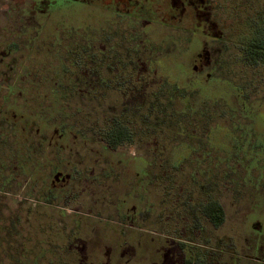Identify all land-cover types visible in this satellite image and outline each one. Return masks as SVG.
Wrapping results in <instances>:
<instances>
[{"label": "rangeland", "instance_id": "1", "mask_svg": "<svg viewBox=\"0 0 264 264\" xmlns=\"http://www.w3.org/2000/svg\"><path fill=\"white\" fill-rule=\"evenodd\" d=\"M138 1L136 7L128 11V13L133 12V20L114 14L113 7L125 13L126 0H42L41 2L40 0H0V110L10 120L12 117L8 114V107L21 109L20 112L25 117L18 127L21 129L25 126L24 134L29 137L38 136L37 128L41 132L47 128L52 129L55 124L70 126L74 131L85 135L100 136L96 126L101 116L98 117V112L92 110L93 107L97 108L100 105L98 95L84 96L75 93L73 89L70 90L71 86L67 85L65 77L61 80L63 87L65 85L67 87L62 93L65 96H61L57 103L51 99V89L54 87V78L58 72L76 71L81 66L82 60L78 52H74L75 50L85 46L83 49L100 51L101 43L106 46L112 45L107 48L110 54H115L122 61L130 60L132 57L137 62V70L145 72V80L151 83L153 100L161 106L157 110L161 108L164 110V112L157 111L156 116L153 115V123L156 126L160 125L158 120L162 117L164 121L162 126L172 130L174 137L162 138L163 133L159 129L158 132L161 134H154L152 137V149L143 142L140 144L124 142L114 149L110 148L114 151L117 149L118 153L134 150L152 152L153 182L150 190L154 216H158L163 201L173 199L172 197L167 199L164 192L165 180L162 171L165 163L161 159L163 154L172 151V145L178 142L188 140L191 144L196 143L201 149L208 148L210 142L216 146L215 149H210L208 155L210 165L206 160H201L198 164L203 168L210 166L215 172L217 199L224 206L223 220L216 226V258L218 262L226 264H264V242H259L264 240V231L252 228V223L259 218L261 229H264V139L258 134L252 136L249 125L256 123L253 120L258 116L257 106L264 104V60L252 64L243 61L240 47L232 40L238 35V29H226L223 25L224 30L218 32L222 38L214 43L213 48L215 55H220L221 59L216 73L210 78L211 80H208L213 86H200L188 73L186 61L193 48L195 49L194 38L200 28L192 27L183 31L182 28L187 29L191 26V18L178 21L173 16H166L161 12L163 0H154L152 5L148 0ZM151 7L154 13L149 12ZM140 8L142 11L138 10ZM217 17L219 23L222 20L231 23L228 16L217 15ZM163 19L169 21L170 26L164 27L167 25ZM108 23L111 24L107 27ZM104 28L106 29L100 32ZM88 42L92 44L87 46ZM133 47L135 52H128ZM6 49L12 51L10 55L2 53ZM144 67L148 70L146 71ZM259 77L263 78L258 79ZM7 84L10 85L9 93L6 92ZM231 86L240 90V97L233 95ZM201 87L203 88L200 89ZM208 95L212 99L207 98ZM115 97L114 93H109L106 100L113 103ZM239 99H244L246 105L254 109L252 112H245L247 119L245 121L249 123L241 125L242 132L240 131L241 135L238 136L240 139H222L220 136L224 137V133L219 132L216 123L220 127H227L231 121L224 103L228 101L232 105L241 107L242 104L237 103ZM212 103L217 105L213 106ZM200 104L208 107L201 121L196 123L199 119L198 114L191 110ZM167 107L169 111L165 112ZM234 115L236 120L243 121L238 113ZM156 117H159L158 120L155 119ZM2 132L9 139L17 135L5 123H2ZM161 139L165 142L161 143ZM169 139L175 140L169 141ZM231 140H233L232 149L222 148L221 144ZM102 145L105 144L97 141L73 145V153H84L86 159H73L78 171L71 183V199L64 206L66 215L72 219H59L54 224H46L45 221H48L50 216L61 214L55 212L57 210L52 207L44 206L43 203L38 207L33 205L34 192L27 186L31 184L28 175L16 173L9 176V188L5 193L0 192V223L3 222L1 218L15 214L30 219L28 222L16 224V227H19V234H16L17 230L10 225L13 227L12 238L4 240L5 232L1 233L0 248L5 244L7 245L5 248L11 251L19 247L27 249L49 247L60 253L62 258L64 250L71 248L73 264H88L85 252L87 249L100 248V231L103 230L108 237L114 233L113 224L111 228H108L110 224L103 228L100 223H87L88 219H81L82 223L75 219L80 214L92 217L100 215V202L95 201V198L107 190L104 189L107 187L106 181L102 183L100 180L98 185L92 178L88 181L82 178L81 173L86 165H90V175H98L99 169L101 174L102 167L105 166L104 160L91 158H94L93 153L103 152ZM179 149L169 154L167 158L169 163H176L179 155H183L185 148L182 146ZM83 155L80 154V157H84ZM200 158L201 152H193L187 160L180 163L178 168L181 171L175 172L176 175L170 178L176 181L177 189L191 183L189 173L197 167L195 159L200 160ZM119 169H122V166H119ZM120 173L121 180L111 183L112 192H108L110 201H115L117 195H122L127 189V185H124L122 180L125 172L120 171ZM125 177L129 179L130 176ZM195 178L202 181L203 177L196 175ZM47 180L48 178L43 183H47ZM75 211H78V214H75ZM34 217L43 218L44 220H40L44 222L41 226H51V229L40 232L41 226L35 223ZM149 226L155 230V226L162 229L163 224L156 219ZM166 226L177 229L178 224L169 223ZM68 232L73 234L70 236L71 240ZM182 238L184 242L170 240L167 245L170 260H174V264H178V261L182 262L183 257L179 249L186 250L192 246L189 244L192 239ZM70 242L73 243L71 246L68 244ZM260 243L263 249L260 248ZM27 258L31 262L32 256ZM195 258L189 256L184 264H192ZM4 262L8 263L7 259Z\"/></svg>", "mask_w": 264, "mask_h": 264}, {"label": "flooded vegetation", "instance_id": "2", "mask_svg": "<svg viewBox=\"0 0 264 264\" xmlns=\"http://www.w3.org/2000/svg\"><path fill=\"white\" fill-rule=\"evenodd\" d=\"M137 1L126 0L125 13L120 12L117 7H110H113L115 16L133 19V12L128 13V11L136 7ZM148 1L152 5L154 0ZM163 1L161 12L166 14V16H173L178 21H184L187 17L191 18V26L187 29L182 28L183 31L192 27L200 28L194 38L196 42L195 49L193 48L186 60L188 63L187 71L198 85L213 86L208 80H211L210 78L214 76L216 69L221 64L220 55L216 56L213 48L214 43H217V40L222 38L218 32L224 30L223 25L226 29H238V35L232 40L240 47L243 61L249 64L259 61L263 62L264 0ZM138 10L142 11L141 8ZM149 10L151 12L152 7ZM217 15L228 16L231 19V23L226 22V20H222L219 23ZM110 24L108 23L107 27ZM165 24L167 26L164 27L170 26L169 21H165ZM105 29L100 30V32ZM89 44L92 43L88 42L87 46ZM108 46L101 43L100 51H94L93 49L90 51V48L83 49L85 46H81L80 50H75L74 52H78L79 58L82 60L81 66L76 69L79 73L74 70H69V72L66 70L63 73L58 72L54 78V87L51 89L53 102L60 100L61 96H65L62 93L67 87L66 85L63 87L61 84V80L65 77L67 85L71 86L70 90L73 89L75 93L84 94V96L86 94L98 95L100 97V105L97 108L93 107L92 110L98 112V117L101 116V120L96 126L100 136L85 135L74 131L70 126L55 124L52 129L47 128L41 132L37 128L38 136L29 137L24 134L25 126L21 129L18 127L25 117L21 113V109L18 107L16 109L14 106L8 107V114L12 117L10 120L0 110V192L5 193L9 188L8 183L11 174L28 175V180L31 184H27V186L28 188L31 187L34 192L35 203L33 205L38 207L40 206L39 204L43 203L44 206L52 207L57 210L55 212L61 214L59 216H50L45 223L54 224L56 220H66L70 217L66 215L64 206L71 199V183L75 173L78 171L73 159H86L83 155L84 153H73V145L94 141L102 142L105 144L101 146L103 152L93 153L94 158H91L92 160H104L105 166L102 167L101 174L99 169L98 175H90V165H86L81 173L83 174L81 175L82 178L87 181L92 178L98 185H100V180L102 183L106 181L107 187H104V189L107 190H102L101 196L98 194L95 198V201L100 202V215L92 217L80 214L75 219H78L77 222L79 223H82L81 219H88L87 223H100L103 228L109 224L108 228H111L110 226L113 224L114 233L108 237L106 236L108 234L103 230L100 231V248L87 249L85 252L88 264H174V260H170L167 245L170 240L184 242L182 237L192 239L189 242L192 246L186 250L179 249L183 258L182 262L178 261V264H184V261L191 255L196 257L195 261L191 262L192 264H226L218 262L216 258V226L222 222L224 216V206L217 199L216 175L210 166L203 168L198 164L201 160H206L208 165H210L211 162L208 159V155L211 151L210 149H215L216 146L208 142V148L201 149L196 143L191 144L187 140V142L183 141L178 142L176 145L173 144L171 147L172 151H166L163 154L161 159L165 163L162 171L165 180L164 192L167 195V199L169 197L173 199L163 201L161 211L158 216H154L150 190L153 182L152 152L134 150L133 152L123 151L118 153L117 149L115 151L113 149L124 142L138 144L143 142L145 146L152 149V137L154 134L163 133L161 137L165 139L166 137L174 138L172 137L173 133L172 130L162 126L164 124L162 117L160 120H158L159 117L155 118L160 121V125L156 126L153 123V115L156 116L157 108L161 106L153 100L151 83L145 80V72L137 70V62L132 57L130 60L122 61L115 54H110L107 51ZM251 46L257 49L250 51L248 48ZM11 52V50L8 51L6 49L2 53L10 55ZM128 52L134 53L135 47L128 50ZM10 68L12 69L13 65ZM145 69L146 71L148 70V68ZM75 75L76 77H74ZM260 78L263 77L258 79ZM8 87L10 85L7 84L6 92L9 93ZM176 91L178 92L177 88ZM231 91L233 95L240 97L238 88L231 86ZM109 93L116 95L113 103L106 100ZM210 96L208 95L207 98L212 99ZM226 102L224 106L228 109L227 112L231 116L230 124L227 127H220L216 123V126L219 132L223 131L224 133V137L220 136V138L238 139L242 132L241 125L249 123V121L246 122L245 112H252L254 109L248 107L244 99H239V102H237L242 104V108L238 107V105H232L228 101ZM212 105L215 106L217 104L212 103ZM207 107L205 104H200L191 110L198 114L199 119L196 123L201 121L207 111ZM159 111L164 112L162 108ZM167 111H169L168 107L165 112ZM182 113L184 112L182 111ZM234 113H238L239 118L243 119V121L236 120ZM257 114L258 116L253 120L256 123L249 124L250 132L252 136L258 134L264 139V104L261 103L257 106ZM2 123L9 125L12 131L17 134L13 136V139H9L8 136L2 134ZM159 129H161V133L158 132ZM172 140L175 139H169V141ZM163 141L161 139V143ZM232 141L221 144L222 148L232 149ZM182 146L185 148L183 155H179L176 163H169L167 159L169 154L179 151ZM234 146H236L235 143ZM193 152H201V158L200 160L195 159L197 167L189 173L191 179L189 181L191 183L184 184V187L181 186V188L177 189L176 181L170 178H172V175H176L175 172L181 171L178 168L180 163L187 160L188 156ZM80 154L85 158L80 157ZM119 166H122V169H119ZM119 170L125 172L122 180L123 184L127 185V189L122 195H117L115 201H110L108 192H112L111 187L113 184L111 183L121 180ZM9 171L11 173H8ZM125 174L130 176L129 179L125 177ZM196 175L202 176V181L196 180ZM47 178V183H43ZM175 192L177 194H174ZM218 206L221 210H218ZM221 213L222 220L217 223V216L218 214L221 215ZM75 214H78V211H75ZM1 219H3V222L0 223V234L5 232V235H2L5 240V238L13 237V227L10 225H13L17 230L16 234H19V227L17 228L16 224L28 222L30 217L15 214L14 216ZM41 219L43 218L34 217L35 223H39L40 226L42 223L44 224V222L40 221ZM156 219H159L163 224L162 229L155 226V230H153V227L151 229V226H149ZM255 221L252 223V228L264 231V229H261L260 219L257 218ZM169 223L178 224L177 229H171L166 226ZM46 227H39L40 232H46L51 229V226ZM68 233L69 240H71L70 236H73V234L72 232ZM194 240H198V242H193ZM259 242H264V240ZM68 244L71 246L73 243L70 242ZM260 244V248L263 249L264 244ZM155 245L158 247L156 248ZM6 246L5 244L3 248H0V264H73V250L71 248L64 250L62 258L60 253H56L53 248L49 247L36 249L19 247L11 251V249L5 248ZM27 256H32L31 262ZM5 259H7L8 263L4 262ZM256 259L259 258L256 257ZM44 260L45 262L42 263L41 261Z\"/></svg>", "mask_w": 264, "mask_h": 264}, {"label": "trees", "instance_id": "3", "mask_svg": "<svg viewBox=\"0 0 264 264\" xmlns=\"http://www.w3.org/2000/svg\"><path fill=\"white\" fill-rule=\"evenodd\" d=\"M248 49H249L250 51H255L257 48L251 46V47H249ZM218 210H221L219 206H218ZM221 216H222V213H221V215L218 214V216H217V223H219V222L222 220V217H221Z\"/></svg>", "mask_w": 264, "mask_h": 264}]
</instances>
